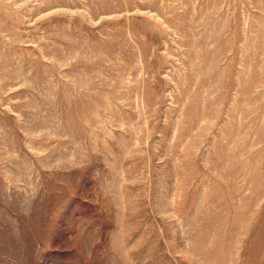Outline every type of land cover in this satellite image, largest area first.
Wrapping results in <instances>:
<instances>
[{
    "label": "rangeland",
    "instance_id": "rangeland-1",
    "mask_svg": "<svg viewBox=\"0 0 264 264\" xmlns=\"http://www.w3.org/2000/svg\"><path fill=\"white\" fill-rule=\"evenodd\" d=\"M0 264H264V0H0Z\"/></svg>",
    "mask_w": 264,
    "mask_h": 264
}]
</instances>
